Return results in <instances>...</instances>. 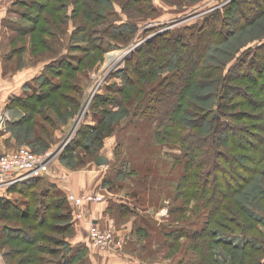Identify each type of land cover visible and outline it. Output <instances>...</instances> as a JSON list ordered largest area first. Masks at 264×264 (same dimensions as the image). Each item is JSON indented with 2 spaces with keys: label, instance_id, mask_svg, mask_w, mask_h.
<instances>
[{
  "label": "rangeland",
  "instance_id": "374dc122",
  "mask_svg": "<svg viewBox=\"0 0 264 264\" xmlns=\"http://www.w3.org/2000/svg\"><path fill=\"white\" fill-rule=\"evenodd\" d=\"M96 1L99 3L98 12L101 15L99 16V13L96 15L97 12H95L97 22L94 20L90 22L95 28L102 30L108 27L107 24L110 22L117 24L120 27L118 29H122V25L129 24L130 28L131 26L135 28L134 35L132 33L126 34L125 30L119 35V39L108 38L107 41L111 45L107 50H102L95 45L92 50L83 48V51L69 52L70 44L76 45L80 41L77 37L73 42L72 37L77 25H80L82 20L79 19V15L74 19L75 15L71 13L75 4H71L70 10L67 11L66 24L64 22V31L60 33L58 42H55V51L52 54L54 49L50 53H46V45L36 44V36L34 32L32 33L33 30L27 35H19L15 42L16 37H18L17 30L22 32L20 29L16 30L15 27H12L15 23L11 22L15 21L22 27H31V29L36 24L33 21L28 22L21 19L16 12L10 10L14 0H0V58L2 76L5 77L2 78L3 81L8 79L14 83L28 72L53 61L55 57H61L66 52L72 55L77 54L78 57L84 59L81 68L72 71L67 70L65 73L70 72L71 74L53 78L54 84L62 85L61 83H63L65 89L62 87L57 94L51 95L50 100H43L38 105L40 111L45 103H48L47 108H43V110L49 114L48 116L54 117L56 120L55 125H49L44 121L43 116L42 118L39 114L34 115L35 120H41L39 124L45 125L46 133L47 130L51 132V136L48 137L45 131H40L45 137L43 142L46 143L47 141L49 146L26 143L24 126L12 128L9 126V122L12 120H9L0 129L2 134L0 135V156L16 151L20 147L35 150L40 155L55 152L56 157L52 162V167L58 164L62 166V170L65 167L71 172L91 169V164L98 167L95 158L105 157L108 163L102 166L109 167L107 170L109 172L101 183H110L108 189L115 195L124 197L128 205L118 214L110 213L113 221H108L102 227L96 225L110 246L108 249L99 250L105 251V254L110 257L121 255L128 264H185L194 261L199 258L196 250L198 246L196 241L198 240L187 238V236L192 237L195 232L201 229L202 224L208 221L209 217L208 211L201 207V204L198 206L197 201L193 199L188 201L182 196L186 188L182 180L186 167H188V161L179 137L181 138L182 134L185 135L188 129L198 133L199 130L196 129L195 124L208 121L210 118V111L208 110L213 107L217 98L212 96L213 86L205 83H209L214 77L221 75L224 66L218 64V60L222 61V64L229 62L223 71V74L224 72L226 74L237 63L238 58L246 49L260 43L259 39L264 38V15L257 19H254L253 16L246 18L244 15L251 14V11L245 10L246 13L242 10L236 11V13L238 12L237 16L234 13L233 18L236 16L238 18L235 19H241V24L243 22L247 28L241 29L231 38L224 40L223 44L218 43L216 45L217 48L225 50L226 54L224 55L220 50L219 53L207 50L209 56H205L196 44L197 37L200 35L193 40L185 37V46L182 44L181 47L184 53L188 55L186 56L187 60L191 61L193 55L198 58L199 54L197 64L201 69L205 66L208 68L219 65L221 66L220 73L215 71L212 75H199V78H196L199 81L191 84L192 89H190V85L186 89L185 80L180 82L183 84L180 88H172L175 80H178L177 76H180L174 66L180 61V58L162 50L153 60L149 61L146 67L144 66L145 68L143 67L145 71L142 74L146 76L144 79L141 74L139 75L140 71L137 73L138 78L134 75L133 68L128 65L129 61L133 58L136 61L137 57L134 56L149 40H153L156 36L168 34L167 39L179 38L185 32V28L200 27L202 22L209 16L211 17L213 13L219 10L223 13L226 0H137L131 4L128 3V0ZM41 3L44 4L45 2L41 1ZM56 4L60 3L52 2L46 11L34 13L35 19L38 16L42 18L41 22L43 19L45 20L46 16H52L55 19L60 18L59 20L64 19L65 11L55 12L53 10V5ZM220 4L222 6H219ZM93 5L97 4L93 2ZM106 13L109 14V17L107 15L103 17V14ZM230 20L229 18L225 20V25L229 31L232 30ZM57 23L61 25V21ZM234 24L237 25V23ZM49 31L52 30L49 29ZM129 35L131 37H128ZM40 37L49 42L53 38L49 32L40 34ZM80 45L85 47L86 43ZM137 45L138 48L132 51ZM32 47H35L38 58L34 59ZM127 50L132 52L125 55ZM110 53H123L125 55L123 65L121 63L108 65ZM163 59H168L169 63L162 61ZM127 66L129 69L126 73L123 70ZM204 72L207 71L204 70ZM240 72L241 70L237 74H242ZM249 76V80H253L258 75L252 71ZM127 78L129 81L126 80ZM199 82L204 85L203 88L198 87ZM116 89H121V91L118 93ZM44 91L46 93L52 92L49 87L45 88ZM64 94L69 95L68 97L71 99L76 97L81 99L80 105L78 102L71 105L69 104L71 100L63 99L61 101L62 106H64L63 102L68 101V112L62 106L56 110H51L49 102L53 98L59 100L60 95ZM236 94L239 95L241 92L238 91ZM160 96L165 97L166 100L162 102ZM181 98H185L184 101L180 100ZM120 99L121 102H119ZM188 101H193L191 103L195 106H187ZM249 107L251 106L249 105L247 108L239 106L237 110L250 111ZM15 109L12 118H17L24 112L21 108ZM186 109L193 110L195 113L190 114L191 116L188 115V121L183 125L179 123V120L183 110ZM106 110L108 115L104 113ZM203 110L205 111L201 112ZM175 111L177 114L174 119L173 113ZM65 117L67 119L62 121V118ZM79 118H83L80 125L78 124ZM250 118L245 122L238 123H253L254 117L251 116ZM84 125L105 126L104 139L95 142L97 139L95 135L89 134L85 138L83 136V139L79 138L82 139L83 145L81 147L76 146L75 150L69 152L68 147L75 142L77 134ZM221 130L223 129L221 128ZM164 131H168V134L166 135ZM4 132L8 134L6 139L1 138L5 134ZM19 136H22L23 139L20 140ZM86 147H92V150H86ZM248 154L250 155V153ZM243 163H245L244 166L249 165L247 162L243 161ZM239 166H241L240 163ZM122 167L128 168L133 174L121 179L118 173ZM239 170H241L240 167ZM83 196H86L87 200L90 198V201L88 200L86 203L102 202L104 199L100 195L88 193L81 197ZM196 210L199 211L195 212ZM52 217L51 219L48 218L49 221L41 227L45 226L44 229H48L47 234L57 239L58 231L56 229H58L57 227L60 228V226L54 225V217H57V211ZM42 220L40 219L38 223L42 224ZM128 223L130 225L126 226ZM0 225L17 228L26 224L14 218L11 220L0 219ZM52 244L49 240L48 242L36 241L33 234L29 233L27 242L21 241L19 238L9 239L8 243L4 245L0 242V246L2 245L0 259L5 264H29L25 262L28 254L33 249L36 251L37 247L42 246L44 251L38 252V257L50 260L53 257L47 255V252L51 249ZM91 246L92 244L90 247H86L85 264H91L89 256L90 250L93 249ZM218 250L221 252L217 257L220 262L230 264L233 252L222 246ZM239 255L242 256L241 253ZM198 262L199 260L195 264Z\"/></svg>",
  "mask_w": 264,
  "mask_h": 264
},
{
  "label": "trees",
  "instance_id": "16d2710c",
  "mask_svg": "<svg viewBox=\"0 0 264 264\" xmlns=\"http://www.w3.org/2000/svg\"><path fill=\"white\" fill-rule=\"evenodd\" d=\"M41 1L45 3L43 4ZM128 1L131 4L137 0ZM52 2L60 3L53 5V10L55 12L65 11L64 19L59 20L60 18L55 19L52 16H46V21L43 19V22H41L42 18L39 16L35 19L34 13L46 11ZM93 2L97 5H93ZM71 4H75L71 13L75 15L74 19L79 15V19L82 20L81 24L77 25L75 34L72 37L73 42L77 37L80 41L76 45L71 43L69 52L75 50L83 51V48L92 50L95 45L102 50H107L111 45L107 40L119 39V35L125 30L126 34L132 33L134 35L135 28L134 26L130 28L129 24L122 25V29H118L120 27L117 24L110 22L112 24H107L108 27L102 30L95 28L90 22L92 20L97 22L95 12H97L96 15L98 13L99 16L101 15L98 12L99 3L96 0H14L10 10L16 12L21 19H25L28 22L33 21L36 24L31 29V27H22L15 21L11 22L15 23L12 27H15L16 30L20 29L22 32L20 33L17 30L18 37H16L15 42L19 35H27L33 30L32 33L34 32L36 36V44L40 46L46 45V53H50L54 49L51 52L53 54L55 51L54 44L58 42L60 33L64 31V22L66 24L67 11ZM240 10L245 13V10L251 11V14L244 15L246 18L252 16L254 19L262 18L261 16L264 15V0H232L225 6L223 13L220 10L213 13L211 17L209 16L202 22L200 27L191 26L185 28V32L179 38L167 39L168 34L156 36L153 40H149L134 56L137 57V60L135 61V58H133L128 65L133 68L134 75L137 76L140 71L139 75L141 74L144 79L146 76L142 73L145 71L146 65L157 54H160L162 50H165L168 53H172L174 57L180 58V61L174 65L177 68L178 75H180L177 76L179 83L175 80L171 87L180 88L183 86L180 82L185 80L186 89L189 88V85L190 89H192L191 84L199 81L196 79L199 78V75H212L215 71L220 73L221 66H210L208 68L205 66V68L201 69L197 64L199 54L198 58L193 55V59L188 61L186 58L188 55L184 53L181 47L182 44L185 46V37L193 40L200 35L197 37L198 41H196V44L204 52L205 56H209L206 52L207 50L217 53L220 50L224 55L226 54L225 50L217 48L216 45L218 43L223 44L224 40L231 38L241 29L247 28L246 24L243 25V22L241 24V19H235L238 18L236 16ZM236 11L238 12L236 13ZM234 13H236V16L233 18ZM106 15L109 17L107 13L103 14V17H106ZM230 15L233 16L231 17ZM68 16L70 15L68 14ZM228 18L231 19V31L225 25V20ZM60 21L62 26L57 23ZM234 23H237V25ZM49 29L52 31L50 32ZM47 32L53 37L50 42L40 37V34H47ZM128 37H131V35ZM259 40L260 43L258 45L249 47L241 54L237 63L226 74L225 72L223 74V71L229 62L222 64L223 62L218 60V64L224 66L221 75L214 77L209 83H205L213 86L211 93L213 97L216 96L217 98L213 107L208 110L210 111V118L204 123L195 124L197 126L196 129L199 130L198 133L188 129L185 135L182 134L181 138L179 137L188 161V167H186L182 180L186 187L182 196L188 201L192 199L197 201L199 203L198 206L201 204V207L208 211L209 217L208 221L204 222L201 229L195 232L192 237L187 236V238L198 240L196 241V245H198L196 250L199 258L185 264H195L198 260V264H223L217 258L219 253H221L218 250L221 246L233 252L230 264H264V38ZM155 42L159 43L154 44ZM81 43H86L85 47H82ZM32 51L33 55H35L34 59L38 58L35 47H32ZM213 58L215 57L213 56ZM168 59H163L162 61L169 63ZM83 63L84 59L78 57L77 54L72 55L66 52L59 58L55 57L53 61L45 64L39 77L26 83L23 89L24 94L13 95L9 98L6 109L11 114L15 113V108H21L24 111L17 118L11 119L12 122H9V126H12V128L24 126V140L26 143L49 146L47 141L46 143L43 142L45 137L40 133V131H45L44 128L46 127L43 123H41L42 125L39 124L41 120H35L34 115L43 116L44 121L49 125H55L56 120L54 117L48 116L49 114H46L43 110V108H47L48 103H45L40 111L38 105L43 100H50L52 94H57L62 87L64 88L63 83H61L62 85L54 84L53 78L69 75L70 72L68 74L65 73L67 70H77L83 66ZM128 69L129 67L127 66L123 71L127 73ZM204 70L207 72H204ZM240 70L242 74H237ZM252 71L253 73L256 72L258 76L253 80H249V73H252ZM147 77L149 76L147 75ZM174 78L177 79L175 76ZM126 80L129 81L128 78ZM46 86L52 92L46 93L44 91L47 88ZM198 87L203 88L204 85L199 82ZM119 91L121 89L118 90V93ZM238 91L241 94L237 95L236 92ZM68 96L65 94L60 95L61 98L59 100L53 98L49 102L51 110L61 107L63 99L71 100L69 101L71 105L77 102L80 105L81 99L77 97L71 99ZM101 99L103 100V98ZM184 99L181 98L180 100L184 101ZM164 100H166L165 97H162L161 101L163 102ZM119 102H121V99ZM191 102L193 101H188L187 106H195ZM63 103L64 106L62 108L68 112V101ZM249 105L251 106L249 107L250 111L237 110L239 106L247 108ZM104 113L106 114L107 110ZM104 113L102 114L104 115ZM192 113L194 114L195 112L193 110H183L179 123L185 125L189 118L188 115H192ZM173 114L175 119L176 111ZM95 116L97 115L95 114ZM251 116L254 117L253 123H238L251 119ZM63 119L66 120L67 118H62V121ZM105 130V126L84 125L77 134L75 142L67 150L71 152L73 149L75 150L76 146L81 147L83 145V142H81L83 136L85 138L89 134L97 137L95 142L98 140L99 142L102 141L106 133ZM164 132L166 135L168 134V131ZM46 134L50 137V130H47ZM0 135L2 134L0 133ZM19 139L21 140L23 137L19 136ZM30 139L31 141H29ZM86 150H92V147H86ZM32 151L37 153L35 150ZM97 158H95V162ZM243 161L249 163V165L244 166L245 163ZM239 163L241 166H239ZM239 167L241 170H239ZM132 174V171H129L128 168L124 169L122 167L118 176L123 179ZM104 183L105 187L110 184L108 182ZM9 192L16 194L17 197L0 196V219L11 220L15 218L25 222L26 225L17 228H12L9 225H0V242H2V245L7 244L9 239L14 238L27 242V236L31 233L36 241L48 242L49 240L53 243L52 247H50L51 249L47 252V255L52 256L53 259H40L37 253L44 250L42 246H39L36 251L33 249L28 254L26 263L85 264L84 255L87 248H83V246L74 248L67 240V237L72 234V209L67 197L58 186L47 181L45 177H38L27 179L11 186ZM56 211L57 217H54V225L60 226V228L57 227L58 229H56L58 231L57 239L47 234L48 229H44L45 226L41 227L49 221L48 218H53L52 216ZM197 211L199 210L195 212ZM40 219H43L42 224L38 223ZM22 249L24 250V248ZM19 250L21 251V249ZM240 253L242 256L239 255ZM4 255L6 256V254Z\"/></svg>",
  "mask_w": 264,
  "mask_h": 264
},
{
  "label": "crops",
  "instance_id": "0c3cea01",
  "mask_svg": "<svg viewBox=\"0 0 264 264\" xmlns=\"http://www.w3.org/2000/svg\"><path fill=\"white\" fill-rule=\"evenodd\" d=\"M45 64L38 67V69L28 72L23 77L19 78L16 82L12 80H2V64L0 58V109H6L8 100L13 95L24 94L23 89L26 83L41 75ZM5 78V77H4ZM6 81V82H5ZM6 83V84H4ZM13 83V84H12ZM7 110V109H6ZM10 113V120L12 114ZM6 139L8 134H4L1 138ZM94 167L91 165V169H81L79 171L71 172L64 167L56 164L51 167L50 172L45 179L52 184L58 186L62 193L67 197V201L72 209V234L67 237L68 242L72 247H90L89 230L91 225H97L102 227L108 221H113L110 213L118 214L119 211L126 208L128 205L125 202V198L117 196L110 191L109 186L105 187L101 181L108 174L109 167L98 165ZM10 188V187H9ZM9 188L0 189V196L17 197L16 194H11ZM100 195L104 199L97 203H84L80 206H75L70 200L71 195L81 197L83 194ZM127 199V198H126ZM124 206V207H123ZM128 223L126 226H129ZM92 247V246H91ZM114 252V251H113ZM91 264H128L126 259L121 255L116 257H110L105 254V251H101L96 247L90 250ZM0 264H5L0 259Z\"/></svg>",
  "mask_w": 264,
  "mask_h": 264
},
{
  "label": "built area",
  "instance_id": "2783aa9c",
  "mask_svg": "<svg viewBox=\"0 0 264 264\" xmlns=\"http://www.w3.org/2000/svg\"><path fill=\"white\" fill-rule=\"evenodd\" d=\"M230 1L232 0H226L224 4L227 5ZM219 6L222 5L220 4ZM9 120V111L0 109V129H2V125ZM82 120L83 118H79V125L82 123ZM55 157V152L40 155L34 153L27 147H21L16 151L0 156V189L9 188L27 179L47 176ZM69 200L75 206H80L83 202L90 201V198L87 200L86 196L77 197L71 195ZM89 236L93 247L98 249L110 248L106 239H104V235H102L96 225L93 224L90 226Z\"/></svg>",
  "mask_w": 264,
  "mask_h": 264
},
{
  "label": "bare ground",
  "instance_id": "6f19581e",
  "mask_svg": "<svg viewBox=\"0 0 264 264\" xmlns=\"http://www.w3.org/2000/svg\"><path fill=\"white\" fill-rule=\"evenodd\" d=\"M129 53H131V51L127 50L125 52V55H128ZM125 55H123V53H121V54L120 53H110L108 55V65L111 64V63H113V65H115V64L119 65V63H121V65H123V58H124Z\"/></svg>",
  "mask_w": 264,
  "mask_h": 264
},
{
  "label": "water",
  "instance_id": "95a60500",
  "mask_svg": "<svg viewBox=\"0 0 264 264\" xmlns=\"http://www.w3.org/2000/svg\"><path fill=\"white\" fill-rule=\"evenodd\" d=\"M136 48H138V45H137V47H134L133 50L132 49L131 50L134 51ZM96 162H97L98 165H106L108 163V160L105 157H103V156H99L97 158Z\"/></svg>",
  "mask_w": 264,
  "mask_h": 264
}]
</instances>
